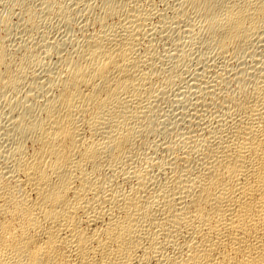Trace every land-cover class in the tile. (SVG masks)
<instances>
[{"label": "bare ground", "instance_id": "obj_1", "mask_svg": "<svg viewBox=\"0 0 264 264\" xmlns=\"http://www.w3.org/2000/svg\"><path fill=\"white\" fill-rule=\"evenodd\" d=\"M0 264H264V0H0Z\"/></svg>", "mask_w": 264, "mask_h": 264}]
</instances>
